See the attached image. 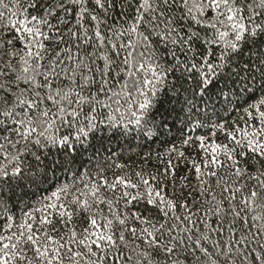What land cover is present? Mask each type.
Segmentation results:
<instances>
[{"label":"snow or ice","instance_id":"6c2138e0","mask_svg":"<svg viewBox=\"0 0 264 264\" xmlns=\"http://www.w3.org/2000/svg\"><path fill=\"white\" fill-rule=\"evenodd\" d=\"M0 264H264V0H0Z\"/></svg>","mask_w":264,"mask_h":264}]
</instances>
